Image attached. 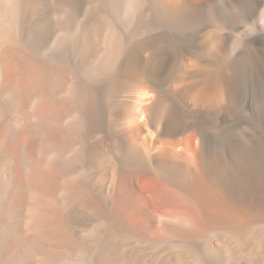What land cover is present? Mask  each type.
Here are the masks:
<instances>
[{"label": "bare ground", "instance_id": "6f19581e", "mask_svg": "<svg viewBox=\"0 0 264 264\" xmlns=\"http://www.w3.org/2000/svg\"><path fill=\"white\" fill-rule=\"evenodd\" d=\"M262 4L0 0V264H264Z\"/></svg>", "mask_w": 264, "mask_h": 264}, {"label": "rangeland", "instance_id": "374dc122", "mask_svg": "<svg viewBox=\"0 0 264 264\" xmlns=\"http://www.w3.org/2000/svg\"><path fill=\"white\" fill-rule=\"evenodd\" d=\"M249 1H257V0H249ZM262 2H263V4H262V11L264 12V0H261ZM258 21H257V20ZM254 21L256 22V24L259 26V27H263L264 28V13H263V17H257ZM248 28V26L243 30V32H250V29H251V26H249V28Z\"/></svg>", "mask_w": 264, "mask_h": 264}]
</instances>
